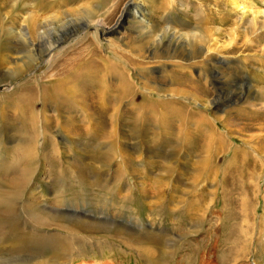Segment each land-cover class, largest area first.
Listing matches in <instances>:
<instances>
[{"label": "rangeland", "instance_id": "rangeland-1", "mask_svg": "<svg viewBox=\"0 0 264 264\" xmlns=\"http://www.w3.org/2000/svg\"><path fill=\"white\" fill-rule=\"evenodd\" d=\"M129 1H0V190L110 226H19L0 257H48L34 232L72 240L48 264H264V0Z\"/></svg>", "mask_w": 264, "mask_h": 264}, {"label": "bare ground", "instance_id": "bare-ground-1", "mask_svg": "<svg viewBox=\"0 0 264 264\" xmlns=\"http://www.w3.org/2000/svg\"><path fill=\"white\" fill-rule=\"evenodd\" d=\"M0 1H2V0H0ZM4 1L6 3L9 0H4ZM137 3H138V0H135L134 1V5L136 6ZM231 5H232V7L234 8L235 11H240L242 13L246 12V10L244 9V6H243L242 2L239 1V0H235L233 3H231ZM33 10H34V8H33ZM133 10H134V8H133ZM126 13L128 14L129 12L127 11ZM29 15H30L29 16L30 17V20L28 22L26 31H19L18 32V35H20V36L23 35V41L25 43V50H24L25 52L23 54H24L25 58H28L29 60H32V58L34 56L33 55L34 52L37 51L36 50L37 49V45H38L37 42L40 41V39H42V34L44 32H46L48 26L51 25V22L49 20L48 21L45 20V21H42L41 22L40 21L41 19H38L37 20L34 15L33 16L31 14H29ZM43 37H45V36H43ZM249 44H251V43H249ZM54 46L55 45H53L52 43H47L46 44V47L49 48V49H52ZM1 64H2V62H1ZM105 65H106V63H105ZM16 67H17V69H19L21 67V65L18 64L17 61L15 63V67L14 68H16ZM108 69H109V72H112L113 74L117 73L116 74V77L120 78L119 85H120V88L122 90V93L125 94L126 92H128L131 84H128L127 82H125L124 80H122L124 78V76H122L121 70H118V72H116V70L113 69V68L111 69L109 67ZM106 75H108V74H106ZM145 88L148 89V90H150V91H154V88H150V87H147V86H145ZM173 94H175V93H171V94H168V95H173ZM176 94H182V93H176ZM192 99H194V98H192ZM30 120H32V118ZM32 121H34V120H32ZM31 136H33V135H31ZM224 142H226V141H224ZM218 143H221V141L219 140ZM31 147H32V145L29 143V145L26 148H23L22 151H21L22 154L25 157H27V160H26L25 165H29V166L33 162L31 160L30 156H33L34 155L33 154L34 151L33 152H30L31 151ZM18 153H20V152H18ZM0 192H1V194H0V242H3L6 239L7 235H9V233L11 231H13L14 229H16L19 226H26L28 228H32V229H36L37 230V227H39V226H43V225L48 226L46 224H50L51 226H54V227H57V228H61V227L64 228L65 227L67 229L69 227V224H72L71 227L73 229L80 228V229L83 230V229H86V228L93 229L95 227L94 228L95 230H99V231L101 230V231H104V232H106L107 231L106 229H108L110 227L107 224L95 225V224H97L96 223L97 220H92V219L86 220L87 217H84V216H72V217H69L68 216V213H66V214H62V213L54 214V213H52V211L50 209H48V210H42L41 208H39L40 210L38 209V211H35L34 210V206H37L36 205L37 203L36 202H34V203L32 202L34 204L33 205V204H31V201L29 203L24 198L22 199V189H21L20 183L17 180H15V181L13 180L12 183L7 184V186L4 187L2 190H0ZM26 198H27V200H32L33 199L32 196H31V194L27 195ZM242 202L240 203L241 205H242ZM50 211H51V213H50ZM66 229H65V231H66ZM110 229H112V228H110ZM22 230H23V228H22ZM59 230L60 229H58L57 231H59ZM61 230H63V229H61ZM26 233H28V232H26ZM31 234H32L33 238H35L36 240H39L40 242H42V244L46 246V249L47 250L50 249V253L51 254L48 257H44V258H39L38 259L37 257L23 256L21 258V260H16V259H13L12 260L11 259L12 256L9 259H2L0 257V264L1 263H6L9 260L12 261V262H15L16 264H48V261L50 260L52 254L55 252L54 249H58V250L60 249L62 251V250H64V248L67 247L65 244H67L69 246L71 244V242H72V240H68L66 238V236L65 237L62 236L63 238L61 237V238H59V240H62L63 239L62 241L64 242V245H65V247H64V245L59 244L57 241L48 238L47 237V235L49 236L48 233H45V234L44 233L43 234H34V232H31ZM49 237H53V236H49ZM29 240H31V238H30L29 235L22 234L21 232L18 231L17 234H14L10 238V243L11 244L9 246L3 247V246L0 245V251L4 248L10 254H15L17 252V250H19V248L22 247L21 246V242H28ZM38 247H40V246H38ZM61 247H62V249H61ZM241 248H243V245H242ZM153 249L154 248L150 249V246L148 245V249L146 250L147 253H148V255L149 254H152L151 255V259L154 258V256H153L154 255L153 254L154 253ZM236 249H235L236 251L239 250L238 248H236ZM27 252H29V251H27ZM17 254H19V253H17ZM33 254H34V252H33ZM35 254H37V253H35ZM58 255H60V254H58ZM3 258H5V257L3 256ZM201 259H203V258H201ZM61 260H65V258L62 257ZM61 260L58 261V262H55V263L56 264H64L65 262L63 263V261H61ZM148 261H150V259ZM238 261L239 260H238V257H237L234 262H238ZM102 264H113V263L110 261V262H103ZM201 264H216V263L213 260H208V261H205L204 260L203 262H201Z\"/></svg>", "mask_w": 264, "mask_h": 264}, {"label": "water", "instance_id": "water-1", "mask_svg": "<svg viewBox=\"0 0 264 264\" xmlns=\"http://www.w3.org/2000/svg\"><path fill=\"white\" fill-rule=\"evenodd\" d=\"M132 3V0H130L128 3H126L125 5H124V8H123V10H122V12H121V16H122V18L124 17V15H125V12H126V9H127V7L130 5ZM117 25V22L115 23V26ZM115 26H113V28H109V29H107V30H105V32L106 33H110V32H112V31H114L115 30ZM118 26V25H117Z\"/></svg>", "mask_w": 264, "mask_h": 264}]
</instances>
